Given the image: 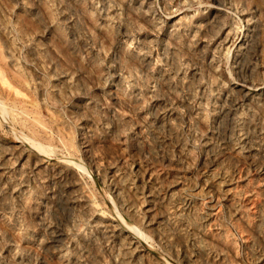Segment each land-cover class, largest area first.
<instances>
[{
    "label": "rangeland",
    "instance_id": "1",
    "mask_svg": "<svg viewBox=\"0 0 264 264\" xmlns=\"http://www.w3.org/2000/svg\"><path fill=\"white\" fill-rule=\"evenodd\" d=\"M0 264H264V0H0Z\"/></svg>",
    "mask_w": 264,
    "mask_h": 264
}]
</instances>
